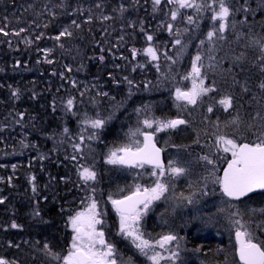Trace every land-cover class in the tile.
Wrapping results in <instances>:
<instances>
[{"label": "trees", "instance_id": "16d2710c", "mask_svg": "<svg viewBox=\"0 0 264 264\" xmlns=\"http://www.w3.org/2000/svg\"><path fill=\"white\" fill-rule=\"evenodd\" d=\"M235 2L240 7V17L236 14L234 17L237 30L243 35H264V0ZM244 4L247 12L241 11ZM165 5L160 6L163 11L153 13L151 0H0V28L8 33H0V200H3L0 203V257L17 264H62L47 256L43 246L47 243L61 256L70 249L72 231L68 217L78 205L72 188L79 181L78 157L75 162L70 157L74 154L72 144L78 142L75 138L82 133L84 125L81 122L85 114L88 118L98 115L106 118V114L96 112L99 107L103 110L115 106L117 111L115 119L107 122L98 133L97 141H93V149L87 152L94 153L92 160L104 155L107 149L129 145L131 130L137 128L146 115L156 119L180 116L175 109L174 90L191 71L199 41L205 39L210 26L204 24V34L185 33L183 38L188 40L184 42L189 48L183 53L186 55L177 58V49L169 48L174 38L161 26V22L167 20L163 15L167 11ZM243 12L247 15L246 25L240 23ZM104 16L110 19L105 20ZM141 23L148 34L160 41L158 49H166L177 63L171 64L162 55L161 59L165 61L157 62L159 69L156 63L143 62V68L132 70L138 57L133 58L130 50L143 49L147 43ZM65 28L72 35L56 40ZM17 32L19 35L15 34ZM233 43L216 48L211 53L215 58L211 61L213 66L208 68V50L213 45L205 41L201 48V55L205 57L202 74L206 75L208 85L214 82V91L191 110L188 124L163 131L156 137L161 147L166 144L167 148L177 151L178 160L187 169L185 175L175 179L178 180L175 183L178 192L182 194L194 187L200 173L207 174V169L201 167L195 155L200 160L203 156H211L214 160L221 156L215 151L210 154L214 136L236 133L245 135L243 142H252L256 134L264 132V119H261L264 117V90L259 88L264 82V70L258 60L260 52L249 42L239 46L238 42ZM47 49L52 51L45 55ZM241 53L245 58L236 61L234 58ZM100 56L104 59H99ZM125 77L133 81V85L130 86ZM225 96L232 97L231 108L225 109L218 103ZM69 98H74L71 110L66 107ZM209 106L212 112L207 111ZM137 109L141 111L137 112ZM20 113H23L22 118ZM237 116L239 121L233 124ZM65 128L69 130L67 134ZM165 154L168 161L166 150ZM227 159L222 155L215 161L214 172L218 176ZM118 176L113 171L101 177L110 193H117L118 184L125 185L130 181L129 177ZM32 177H35L34 181ZM244 201L257 215L264 208V193L241 200ZM37 210L39 216L34 215ZM12 223L20 227L12 228ZM159 223L156 222V227L150 225L148 231L164 233L165 229L160 228ZM114 225L106 232L114 234L111 243L133 259L135 254L118 236L116 222ZM187 238L195 247L198 243L206 245L214 240ZM219 246L224 245L213 241L206 245L207 249L202 245L199 248L204 256H208L215 255V247ZM224 259L223 253L210 260L212 264H218ZM191 264L199 263L192 260Z\"/></svg>", "mask_w": 264, "mask_h": 264}, {"label": "snow or ice", "instance_id": "6c2138e0", "mask_svg": "<svg viewBox=\"0 0 264 264\" xmlns=\"http://www.w3.org/2000/svg\"><path fill=\"white\" fill-rule=\"evenodd\" d=\"M153 13L157 11H163L161 9L162 4L171 6L165 13L168 20L171 22H161V26L171 34L173 39V48H176V57L179 58L183 55L187 44L184 42L185 33L189 32V28H185L183 32L175 27L178 18L181 22H185L190 26H199V14L203 12H210V20L213 22L211 30L206 33V37L199 41V45L203 46L205 41L208 44L213 45L209 48V54L207 55L210 63L208 68H212V63L215 58L211 54L215 51L214 42L224 41L225 32L230 28L236 30L237 23L231 21L237 9L230 6V0H151ZM182 9H194L196 12V18L192 15H183ZM247 12L248 9H241ZM121 11H124L121 6ZM55 15V13H53ZM91 19V17H89ZM103 19H110L108 16H104ZM231 21V22H230ZM247 21V15L240 23L243 24ZM73 25H76L75 21H72ZM135 27V25H132ZM79 27V25H76ZM20 31H24L21 29ZM141 32L145 36V40L148 42V46L143 49L132 48L130 54L135 58L139 54H143L149 58L150 62H158L161 55L171 64L177 63V59L172 56H168L167 50L161 51L157 46L152 44L154 36L148 34L147 30L141 23ZM0 33L8 35L4 32L3 28H0ZM19 35V32L15 33ZM72 32L65 28L55 37L56 40H60L61 37L71 36ZM246 35V34H245ZM40 39L39 36L36 37ZM123 40V37L120 38ZM249 44L251 46L258 47L260 55L258 60L260 61V67L264 70V35L256 37L253 36ZM63 47V45H61ZM116 47H119L117 45ZM51 49L45 50V55L51 52ZM111 51V49H109ZM202 49L198 47L195 56L192 59L191 71L183 77L184 80L191 79V88L184 90L180 87H176L174 90L175 99L177 101H183L185 104L196 105L198 101L202 99L208 93L214 91V82L209 85H205L207 79L206 75L202 74V69L205 68L203 63L205 57L201 55ZM121 59L127 60V57L121 56ZM245 58L244 53L236 56V61H241ZM99 59L103 60L104 57L100 56ZM51 63L52 61H48ZM137 67L143 68L144 65L138 64ZM159 69V64H156ZM133 71L136 67H133ZM67 71L71 72V68ZM63 75V74H61ZM131 86L133 81L124 78ZM75 84V81H71ZM259 88L264 90V82L259 84ZM245 91L248 89L245 88ZM14 96L17 93H13ZM84 94L81 93V96ZM100 95H107V93H100ZM18 98V96H17ZM218 103L227 108L232 107V97L225 96L220 99ZM66 107L71 110L74 107V98H69L66 101ZM212 107L207 108L208 112H212ZM140 112L141 109H137ZM259 116L260 114L257 113ZM21 118L23 113H20ZM264 119V117H261ZM111 120V116L107 118H88L85 114V118L82 120L84 132L88 129L93 130L90 135L87 136L89 141L98 139L96 133L101 132L107 122ZM239 116L234 118L233 124H237ZM19 122V121H18ZM142 125L141 128H137L135 132L131 133L132 137L139 135L142 140H134L132 144L118 147L109 152L107 155V163L111 165L126 166L129 168H143L145 165H151L152 171L150 175L155 178L154 186L144 187L142 185H135L130 194L124 195L121 198L113 199L109 196L113 209L115 210L119 219V233L128 239L131 244L137 249L143 256H145L151 264H161V261L172 259L177 256L176 252H171L169 256H164L162 251H156V248L165 249L166 245L171 244L178 240L176 235L168 234L162 236L155 242L145 238V233L141 229V221L147 214L150 206L154 201L160 200L166 192L169 191V185L161 182V177H164L166 173L170 177H180L186 174L187 169L181 166H177L175 162L169 161L167 168H165L164 162L161 159L162 149L156 146L155 138L156 134L176 129L180 125L187 124L188 122L181 118L174 119H156V118H144L139 121ZM69 130L64 129V133L67 134ZM78 142L72 144L74 154L71 155L72 161H77V156L80 155L83 158V151L85 145V135L81 134L75 138ZM216 143L222 146L223 151L231 153V159L227 162V167L223 170L222 176H216L214 172H210L209 176L213 177V182L217 183L221 187L223 195L229 198L239 200L242 197H246L248 194L254 192L256 189H264V132L252 142H238L235 138H229L226 135H219L216 137ZM27 147V145H25ZM89 147L90 150V146ZM43 158V157H42ZM207 164L213 165L214 162L209 159L208 156L201 157ZM15 168V165H13ZM77 175L80 185L83 186V190L86 193L84 200H81L82 208L76 211L74 215L68 217V225L73 231L72 242L67 255L61 256L59 253L54 252L47 243L43 246L45 254L55 262H62V264H117L115 256V247L105 239V233L103 226L105 221L102 219L104 212L99 206L95 194L96 188L92 187L94 182H97V172L89 166L78 165ZM11 179V178H9ZM33 181L35 177L31 178ZM35 185H33V191L35 192ZM188 203H193L191 197L186 198ZM3 203V200H0ZM34 215L39 216V211H35ZM234 216H239V212H234ZM235 225V239L238 244V256L242 264H264V241L255 242L257 237L253 232L248 230V227L241 223L240 220H234ZM12 228L20 227L19 225L12 223ZM264 228V224L260 226ZM177 247L179 245L177 244ZM0 264H17V262L8 260L4 257H0ZM123 264H132L131 259L123 262Z\"/></svg>", "mask_w": 264, "mask_h": 264}, {"label": "rangeland", "instance_id": "374dc122", "mask_svg": "<svg viewBox=\"0 0 264 264\" xmlns=\"http://www.w3.org/2000/svg\"><path fill=\"white\" fill-rule=\"evenodd\" d=\"M197 2H199V0H197ZM232 2H235V1L230 0V5ZM165 7L167 8V11H168L171 6L165 5ZM167 11H164L163 15H165ZM181 12L185 16L192 15L194 18H196V15H197L194 9H182ZM209 17H210V12L200 13L199 14V26L196 27L195 29L193 28V26L187 25L185 22H181L179 18L175 25L176 27H180L181 29H185L186 27L189 28V32L186 33V35H194V36L195 34L200 35L201 33L204 34V31L202 30V27L204 26V24H208L211 30L213 26V22L210 20ZM234 17L235 15L231 18V21H234ZM166 22H171V21H169L167 18ZM237 29L238 27L236 28V30ZM225 33L228 34L229 36L238 35V32L237 31L234 32L231 28ZM250 37L252 38L253 36H250ZM171 38H174V37L171 36ZM155 39L156 38L153 39L152 44L154 46L159 47L160 41H158L157 39L155 41ZM183 39L185 42H187L188 40V38L187 40L185 38ZM214 45L217 46L218 43L217 44L214 43ZM147 46H148V42L146 43L145 47ZM170 46H173V44L171 43L169 45V48ZM223 46H226V44H223ZM199 47L203 49L202 46H199ZM188 48H189V45L187 44L186 49ZM255 48L259 50L258 47H255ZM204 53H207V52L204 51ZM183 55H186V54H183ZM168 56H170L169 53H168ZM136 57L138 58L136 59V61L133 62V65L135 67H137L138 64L141 65L143 62L157 64V62H150L149 58H147L143 54H139ZM161 61H165V60L161 59L160 57L158 63ZM205 85L206 86L208 85L207 80L205 81ZM176 87H180L184 90H188L189 88H191V79H188V80L182 79L181 81L177 83ZM199 102L200 101H198V103ZM197 104L196 105L185 104V102L177 101L175 99V109L180 115L178 116V118L184 119L187 122H189L190 121L189 117L192 116L191 110L196 109L198 106ZM109 109L112 110L113 112L111 111L109 112ZM96 112H98V114H103V113L104 115L106 114L105 115L106 118L108 116H111V120H114L115 115L117 114V111L115 110V106H110L109 108L106 107V109H103V110L100 109L99 107V109ZM142 115H144V113ZM145 118H149V117L146 115ZM84 127L85 126H83V128ZM136 127L141 128L142 125L141 124L139 125L138 123ZM83 128H82L81 134H84L86 137L85 139L86 147H84L83 158H81L80 155L77 156L79 160V163L77 165H84V166L92 167L97 172L98 179H97V182H94L92 184V187H95L97 190L95 197L97 201L99 202V206L101 210L104 212L102 219L105 221L107 220V218H109V214L105 215L106 211L109 210V203L107 201H110V200L108 199V197L112 196V198L114 199L117 196L130 193L131 190H133L135 185L137 184L142 185V186L148 184L147 179L151 178L150 172L152 171V167L144 166L143 168H126L124 166L108 164L107 155L109 154L110 151L116 148L107 149L104 155H101V157L96 158V160H92L91 158H94L93 156L94 153L91 154L87 152L93 149V144H94L93 141L95 140L97 141V139L89 141L87 139V136L90 135L93 130L88 129L87 132H84ZM137 128L131 130L130 132V135H129V140H131L130 144H132L134 140H142V137H140L139 135L135 137L131 136V133L135 132ZM98 133H96V135H98ZM158 134L159 133L156 134V137ZM220 135H226L229 138H235L238 140V142L241 140L245 141V139L243 138H246L245 135H242V134L236 135V133H228V134L223 133ZM217 136L219 135L214 136L215 137V141L213 142L214 148L211 150L210 154L213 153L214 151L216 154L218 152V154L221 156L222 155L227 156L228 157L227 162H228L231 158V153L224 152L222 146L216 143ZM257 136L258 135L256 134V137ZM87 146H90V150H89V147ZM164 147L162 148L164 149V151L166 150L167 158H168L165 168H167L169 161L175 162L177 166L184 167L183 163H181L178 160L177 151H175L169 146L167 148L166 144ZM195 156H196L197 161H199L202 164L201 167L207 169L206 170L207 174L200 173L199 180L195 184L196 186L194 185V187H192L191 189L190 188L186 189L185 191L186 194H182V192H178L177 184H175L178 182V180H175V179L181 178V176L173 178V177H170L166 173L164 177H161V182L165 183L164 180L168 181L169 191L166 192L164 196L161 197V199L157 201L166 200L167 204L168 205L170 204L172 207L171 213L168 215V218L166 217V218L159 219V222H160L159 227L164 228L165 232L162 233V231H159V233H156L155 231H148L149 221H150V219L148 218V215L151 212L153 205L157 201L153 202V204L150 206L149 211L143 217L141 221V225H140L141 229L145 233V238L153 242L160 239L162 236L168 235V234L176 235L178 237L177 241H174L171 244L166 245L165 249L162 250L159 247L156 248V251H162L163 255L166 257L169 256L171 252L177 253V256L174 260L172 259L164 260V261H161V264H191L192 260H195V262L199 264H212L211 262L213 261L210 259L220 254H223V253L225 254V259L222 260L221 263H218V264H241L237 256V244H236V239H235L236 228H235V225L233 224V221L238 219L241 221L242 224L246 225L248 227V230L253 232L255 237H257V240L255 242L264 241V228L260 227L262 224H264V218H263L264 208L263 210L257 212L256 213L257 215H254L255 211L253 210L252 206L249 205L247 201L246 202L245 201L241 202V200L234 201L226 197L225 195H223L220 185L217 183H214L213 177L209 176L210 172H214L216 168V162L220 159L221 156L218 158V160L216 159L214 160L213 158H211V156H208L209 159H211L214 162L215 167H213V165L207 164L206 161H204L203 159L200 160V157L198 155H195ZM192 163L193 164L196 163L195 160H192ZM77 169H78V166H77ZM113 171L114 172L116 171V173L119 175L118 177H120V174H121V176H126V177H129L130 179V181L125 185L118 184L119 186L117 189L119 190L115 194L110 193L107 190V188L105 189V186L102 184V180H101V177L104 174L105 175L106 174L108 175V173L112 174ZM214 173L216 176H218V173L216 172ZM197 175L198 174H196L195 177H197ZM72 191L76 193L73 195H74V198L77 197V202H78V205L76 206L74 211L71 213V215H74L76 211L81 210L82 208L81 200H84L86 193L84 192L83 186L80 185L79 181L78 183L74 185V187L72 188ZM188 197L192 198L193 203L190 204L187 202L186 198ZM234 212H239V216H234L233 215ZM261 214H263V216L262 218H259ZM116 219H117L116 231L118 232V236H120V238L123 239L124 243L127 244L128 248L135 254L134 258L132 259L131 257H128L127 255H125L122 251H120V249L118 250L116 246H114L115 247L114 259H116L117 264H123V262L128 261L129 259H131L132 264H151V262L145 256H143L137 249H135V247L131 244V242L128 239H126L124 236H122L119 233V219L118 217ZM106 228H107V223L105 221V224L103 226V230L105 233V239L109 243H111L114 238L113 237L114 234L113 233L107 234ZM111 230L112 229H110V231ZM188 236H192V238L200 237L203 240H206L208 238L210 239L214 238L213 240L214 242H217V243L221 242L223 243L224 246L215 247L216 248L215 255L210 254L208 256H204L201 253V250H200L201 248H199V246L202 245V247L205 249L206 245L209 246V244L213 243V241L211 240L209 242H206L205 243L206 245H203V243H198V247H195V245L191 246V243L189 239L187 238ZM72 237H73V231H72ZM177 244L179 245V247H177ZM64 255H67V253H65Z\"/></svg>", "mask_w": 264, "mask_h": 264}, {"label": "flooded vegetation", "instance_id": "af4514ba", "mask_svg": "<svg viewBox=\"0 0 264 264\" xmlns=\"http://www.w3.org/2000/svg\"><path fill=\"white\" fill-rule=\"evenodd\" d=\"M233 1H236V0H233ZM230 6H232V7H235L236 9H237V11L235 12V14L238 16V17H240L239 16V14H240V11H239V9H240V7L238 6V4L236 3V2H232L231 3V5ZM244 9H246V4H244ZM242 11V10H241ZM242 13V12H241ZM244 13V12H243ZM234 14V15H235ZM245 13H244V17H245ZM241 16H242V14H241ZM244 20V18H242V21ZM247 22V21H246ZM246 22L245 23H243V25H246ZM225 35V40L224 41H216V42H214V43H218V45L216 46V45H214V47L215 48H217V49H220V48H222V47H225V46H223V44H226V46L229 44H234L233 42H238V46L239 45H241L242 43H244V42H242V41H247L246 43H248L249 42V39L251 38L249 35H232V36H229L228 34H224ZM234 39V40H233ZM245 44V43H244ZM222 45V46H221ZM231 159V158H230ZM145 166H150V167H152L151 165H145ZM166 166V165H165ZM124 167H126V166H124ZM126 168H129V167H126ZM132 168H135V167H132ZM154 179L155 178H153L152 176H151V178H149V179H147L148 181V184H146V185H144V187H151V186H154ZM164 182L166 183V184H168V181L167 180H164ZM128 194H130V193H128ZM128 194H125V195H128ZM122 196H124V195H121V196H117V197H115L114 199H118V198H121ZM108 203H109V210L108 211H106V214L105 215H107V214H109V218H107V220H105L106 221V223H107V228H106V232L107 231H110V229H112L113 227H114V223L116 222L117 223V214H116V212H115V210L113 209V207H112V204H111V202L110 201H107ZM171 210H172V207H171V205L169 204H167V202H166V200H161V201H157V202H155V204L153 205V207H152V210H151V212L149 213V215H148V218L150 219V221H149V227H150V225L151 226H155L156 227V222H158L159 223V221H157V220H159V219H161L162 217H167L168 218V215L171 213ZM114 218V220L115 221H113L112 219ZM153 229V228H152ZM104 231V230H103ZM198 238V237H197ZM197 238H194L193 237V240H196ZM208 239H210V238H208ZM194 246V245H193Z\"/></svg>", "mask_w": 264, "mask_h": 264}, {"label": "water", "instance_id": "95a60500", "mask_svg": "<svg viewBox=\"0 0 264 264\" xmlns=\"http://www.w3.org/2000/svg\"><path fill=\"white\" fill-rule=\"evenodd\" d=\"M180 126H182V125H180ZM180 126H178V127H180ZM155 142H156V146L162 149V152H161V159H162V161L164 162V165H166V157H165L164 150H163V148L157 143L156 138H155ZM226 167H227V163L224 165V167H223V169H222V171H221V175H220V176L223 175V170H224ZM258 193H264V189H256L254 192L248 194L246 197H242V198H240L239 200H243V199H245V198H248V197H250V196H252V195H255V194H258ZM228 198H229V197H228ZM230 199H231V200H234V201H239V200H236V199H234V198H230ZM236 244H237V242H236ZM237 249H238V244H237ZM237 254H238V251H237ZM238 258H239V256H238ZM239 261H240V260H239ZM240 262H241V261H240ZM241 263H242V262H241Z\"/></svg>", "mask_w": 264, "mask_h": 264}, {"label": "bare ground", "instance_id": "6f19581e", "mask_svg": "<svg viewBox=\"0 0 264 264\" xmlns=\"http://www.w3.org/2000/svg\"><path fill=\"white\" fill-rule=\"evenodd\" d=\"M233 31H234V32H236V31H237V32H238V35H243V34H241V33H240V31H239V30H233ZM245 44H247V43H245Z\"/></svg>", "mask_w": 264, "mask_h": 264}]
</instances>
